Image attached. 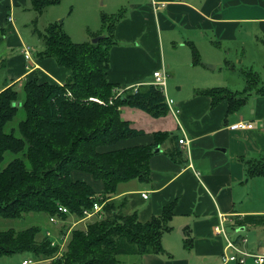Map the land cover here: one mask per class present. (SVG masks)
Returning <instances> with one entry per match:
<instances>
[{
	"label": "trees",
	"instance_id": "16d2710c",
	"mask_svg": "<svg viewBox=\"0 0 264 264\" xmlns=\"http://www.w3.org/2000/svg\"><path fill=\"white\" fill-rule=\"evenodd\" d=\"M31 1L38 15L59 3ZM119 20V14L102 16L101 30L94 37H105L97 43H75L62 23L49 24L40 55L53 58L59 67L69 70L66 81L58 84L35 76L25 79L20 89L14 83L0 91V218L16 219L26 213L43 212L63 220L70 215L83 219L84 211L92 210L95 202L103 206L100 217L91 220L85 229L70 232L68 244L59 256V246H51L49 237H41L40 226H32L22 231H0V257L29 253L36 262L48 264H126L122 256L141 259L145 254H164L162 236L172 230L176 202L142 223L136 212L126 211L125 201L117 203L114 199L118 184L149 181V160L154 150L166 140L177 139L168 132H155L153 144L120 147L123 141L143 135L122 118V107L142 110L153 118L166 117L169 109L163 93L152 84L139 85L136 91L131 86L114 98L118 89L127 87L106 78ZM194 61L198 58L194 57ZM253 76L245 73L247 85L242 94L255 92L264 96V88L251 83ZM197 93L209 96L213 104L227 100L230 113L247 98H238L237 93L220 87ZM90 98H99L104 104ZM19 110L24 118L13 127L10 124ZM168 152L173 156L172 149ZM7 153L12 158L3 166ZM241 160L248 177L264 176V156ZM75 172L101 181L103 191L97 192L84 180L74 179ZM61 206L69 213H60ZM247 218L251 223L264 222L263 216ZM184 246L190 248L191 242L185 240Z\"/></svg>",
	"mask_w": 264,
	"mask_h": 264
},
{
	"label": "crops",
	"instance_id": "0c3cea01",
	"mask_svg": "<svg viewBox=\"0 0 264 264\" xmlns=\"http://www.w3.org/2000/svg\"><path fill=\"white\" fill-rule=\"evenodd\" d=\"M30 5L31 0H0V70L6 72L0 91L14 83L20 87L25 79L35 76L42 81L63 84L70 74L53 58L40 55L44 46L39 51L28 46L32 53L31 58L26 59L27 46L15 27L14 18L11 22L9 18L13 17L15 8ZM252 8L262 11L257 15L247 14ZM44 13L41 16H45ZM58 20L60 16L51 23ZM245 21L256 24L258 33L264 34V0H150L143 5L131 2L128 12L114 28L116 44L110 50L106 78L126 88L151 84L154 71L163 66L168 69L162 52L163 36L174 45L181 41L183 45L191 44L196 36L205 38L207 33L232 41L237 25ZM100 30L92 33V37ZM218 87L239 93L246 86L233 91L229 84L195 85L185 96H178L182 90L179 86L175 94L172 90L167 93L179 113L161 118H153L136 108L120 109L122 118L143 133L123 141L120 147L153 144L155 132L177 135L176 140H166L159 146L160 151L150 157L149 181L130 180L125 182L127 185L118 184L116 189L114 199L125 201L128 211L136 212L142 223L160 215L169 203L176 202L172 230L162 236L164 254H145L135 264H192L201 259L212 260L213 264H234L223 262L227 240L245 249L242 241L246 239L249 243L253 236L260 241L248 251L264 249L261 241L264 222L247 221V217H264V176L248 177L241 160L264 156V96L251 92L245 103L230 113L227 100L213 104L209 96L197 93ZM241 120L252 122L254 127L242 131L228 128ZM183 137L187 138V145L179 144L178 140ZM73 178L84 180L96 191H103L102 182L90 175L75 172ZM143 193L148 195L147 199L142 197ZM222 220L225 222L220 233L215 227ZM167 234V238L181 235L184 239L179 238L176 245L185 250L180 257L171 255L169 239H165ZM185 240L191 242L190 248L184 246Z\"/></svg>",
	"mask_w": 264,
	"mask_h": 264
},
{
	"label": "rangeland",
	"instance_id": "374dc122",
	"mask_svg": "<svg viewBox=\"0 0 264 264\" xmlns=\"http://www.w3.org/2000/svg\"><path fill=\"white\" fill-rule=\"evenodd\" d=\"M104 1L107 5H104L103 0H59V3L50 5L45 9V13L43 12L45 16L38 15L32 5L27 8H15L12 14L15 27L22 35L25 46H33L39 51L44 46L43 35L45 34V29L49 23L54 21L56 16H60L61 20H58V23H62L63 30L67 32L73 42H92L95 39V37H92V33L98 32L102 27L103 15L116 16L120 14L119 16L122 18L128 12L131 2L143 5L150 0ZM261 11L260 9L252 8L251 12L247 14L257 15ZM235 33V39L232 41H225L220 37H215L213 33H207L205 38H202V35L196 36L195 41L188 45H183V41L175 45L168 43L166 41L167 38L163 36L162 52L164 51L165 63L168 65V69L166 68L168 73L167 93L172 90L175 94L177 88L181 86L182 90L178 92V96H185L195 85L202 87L219 86V84H229L233 91L242 90L247 85L245 78V73L247 72L254 75L251 81L253 85L264 88V34L258 33L256 24L246 21L237 25ZM194 49L196 50V56L193 55ZM150 57L153 58V54ZM194 57L198 58L197 62L194 61ZM154 60H157V57H154ZM203 64H209L216 68L211 70V68H207ZM5 77V70H0V83ZM16 87L20 89L18 86ZM127 89L129 87L121 94ZM242 92L233 93H237L238 98L248 97L249 93L242 94ZM23 118L24 113L19 110L17 117L10 125L17 127V124ZM11 158V154L7 153L3 166ZM122 183L127 185L125 182ZM94 186L96 185L94 184ZM115 201L117 203L122 202L121 199H115ZM94 218L83 221L75 215H70L65 220L58 219L54 224L49 221V216L45 213L30 212L24 214L21 218H0V231H22L32 226H40L42 229L41 234L45 235L47 230L50 231L52 240L59 246H64L63 251L58 250L57 253L59 254L64 252L70 238V232L73 229H85L93 222L91 220H94ZM64 229H67L66 233L62 232ZM165 237V239H169L168 244L172 250L171 255L175 258L180 257L181 251L185 252V250H183V246L178 248L176 245H178L179 238L182 241L184 239L181 235L177 236V238L174 236L173 238H167L169 235ZM259 241L260 239L253 236L252 239L250 238L249 243L242 242L245 249L243 247L241 249L248 251ZM261 241L264 243V239H261ZM24 259L32 260L33 263L31 264H48V261L36 262L29 253L0 257V264H22ZM121 260L126 264H135L138 258L135 256H122ZM192 264H213V261L205 262L204 259H201L192 261Z\"/></svg>",
	"mask_w": 264,
	"mask_h": 264
},
{
	"label": "built area",
	"instance_id": "2783aa9c",
	"mask_svg": "<svg viewBox=\"0 0 264 264\" xmlns=\"http://www.w3.org/2000/svg\"><path fill=\"white\" fill-rule=\"evenodd\" d=\"M153 5H156V3L154 1H153ZM9 20H10V22L13 21V17L10 16ZM31 53H32V49L28 46L25 47L24 55H25L26 59L31 58ZM153 77H154V80L151 84L158 87L160 89V91L163 93V95L165 97L166 104H167L168 109H169V113L177 115L179 113V110L176 109L175 101L172 98H170L167 94L168 73H167L166 68L163 66L161 69L154 71ZM125 89H118L116 91L114 98L119 97ZM134 90L135 91L137 90V86H134ZM68 95L70 96L71 94L68 93ZM112 99L113 98L110 99V103H112V101H111ZM89 100L97 102L99 104H104V101H102L98 98H90ZM253 127H254V124L252 122L241 120V121H238L237 123H233V124L229 125L228 128L230 130H234V131H242V130L252 129ZM178 142L181 145H187L188 144V140L186 137L180 138L178 140ZM142 197L144 199H147L148 195L146 193H143ZM102 207L103 206L99 202H95L92 210L84 211V218L82 220L85 221V220L91 219L93 217H97V216L100 217ZM58 211L60 213H63V214L69 213L68 210L62 206L58 208ZM221 216H223V215H221ZM58 219L59 218L56 216H50L49 217V221L51 223H54V224L58 221ZM224 222L225 221L222 220L221 224L215 227V230L221 233L223 231V227H224L223 223ZM51 234L52 233L50 231H46V233H45V236H47L51 239V246H59L57 243H55L52 240ZM246 241L247 240L244 239L242 242L246 243ZM63 247L64 246L61 247V245H60L59 249L63 251ZM59 255H61V253L57 254V256H59ZM222 257H223L224 263L264 264V249L261 252H249L247 250H242L239 243H236L235 241L227 240V243H226L225 249L223 251ZM31 263H33V261L30 259L29 260L24 259L22 261V264H31Z\"/></svg>",
	"mask_w": 264,
	"mask_h": 264
},
{
	"label": "water",
	"instance_id": "95a60500",
	"mask_svg": "<svg viewBox=\"0 0 264 264\" xmlns=\"http://www.w3.org/2000/svg\"><path fill=\"white\" fill-rule=\"evenodd\" d=\"M61 22V21H60ZM105 37V35H100L98 37H96L92 43H97L98 41H100L101 39H103ZM204 66H206L207 68H211V69H214L215 67L212 66V65H209V64H203ZM160 151V147H157L155 150H154V153H158Z\"/></svg>",
	"mask_w": 264,
	"mask_h": 264
}]
</instances>
